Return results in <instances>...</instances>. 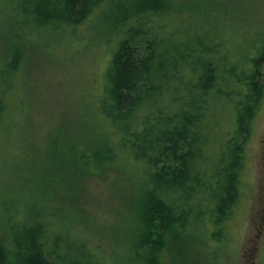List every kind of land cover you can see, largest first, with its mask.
Masks as SVG:
<instances>
[{
	"label": "trees",
	"instance_id": "16d2710c",
	"mask_svg": "<svg viewBox=\"0 0 264 264\" xmlns=\"http://www.w3.org/2000/svg\"><path fill=\"white\" fill-rule=\"evenodd\" d=\"M176 0H6L7 33L45 42L72 34L94 15L104 25L109 59L97 113L105 141L93 163L128 155L142 168L138 229L122 260L57 229L34 197L23 215L0 209V264H168L170 237L196 225L226 240L238 204L245 146L264 97V43L255 56L233 59L222 43L193 31L180 36L167 20L185 10ZM19 29V31H15ZM15 31V32H14ZM23 31V32H21ZM24 41V40H23ZM23 56L14 46L0 59V139L13 123V92ZM232 130L217 146L216 117L224 106Z\"/></svg>",
	"mask_w": 264,
	"mask_h": 264
},
{
	"label": "rangeland",
	"instance_id": "374dc122",
	"mask_svg": "<svg viewBox=\"0 0 264 264\" xmlns=\"http://www.w3.org/2000/svg\"><path fill=\"white\" fill-rule=\"evenodd\" d=\"M4 2L0 59L17 46L23 63L12 97L11 130L0 139V209L10 202V214L18 218L34 197L57 229L105 259L122 260L138 229L143 180L142 168L128 155L96 165L86 150L105 141L97 103L110 44L104 42L102 20L94 15L59 40L23 41L15 32L19 29L9 38ZM175 3L186 7L167 20V30L178 36L193 31L195 20L199 33L222 43L238 61L254 57L264 43V0ZM233 123L231 107L225 105L216 117L217 146ZM226 230L222 242L210 239L201 224L170 237L168 264H264V97L245 146L239 201Z\"/></svg>",
	"mask_w": 264,
	"mask_h": 264
}]
</instances>
